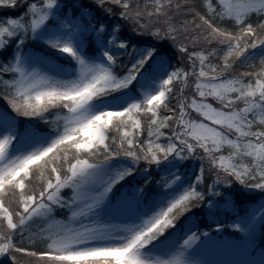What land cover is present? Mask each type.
I'll return each mask as SVG.
<instances>
[{
  "label": "trees",
  "instance_id": "trees-1",
  "mask_svg": "<svg viewBox=\"0 0 264 264\" xmlns=\"http://www.w3.org/2000/svg\"><path fill=\"white\" fill-rule=\"evenodd\" d=\"M47 3L54 7L35 29L33 12ZM6 28L0 47V264H136V250L148 254L209 233L207 246H253L252 258L264 252V224L247 236L234 225L262 196L229 190L240 182L234 173L220 182L211 171L218 159L205 161L199 148L187 150L180 133L193 110L192 73L242 77L244 88L264 85L263 9L233 14L220 0H0V30ZM186 32L190 44L177 40ZM84 66L89 70L81 79ZM226 152L240 153L233 147ZM83 164L103 165L111 205L123 197L137 203L138 217L103 220L116 225L119 243L142 238L120 261L70 256L80 247L63 240L83 227L77 221L83 200L72 188L62 191L49 215L6 229ZM230 202L231 209H215Z\"/></svg>",
  "mask_w": 264,
  "mask_h": 264
},
{
  "label": "rangeland",
  "instance_id": "rangeland-1",
  "mask_svg": "<svg viewBox=\"0 0 264 264\" xmlns=\"http://www.w3.org/2000/svg\"><path fill=\"white\" fill-rule=\"evenodd\" d=\"M220 1L233 14H244L253 9L264 10V0ZM53 7V3H47L34 10L35 29L45 24ZM175 16L173 14L168 22H173ZM164 18L166 21V15ZM8 32V28L0 30V47ZM191 38L190 32L177 36V40H181L182 44H190ZM88 70L86 66L82 68L81 79ZM195 76L194 73L190 75L193 80L190 86L194 93L189 98L193 99V110L190 111L191 114L185 115L184 129L180 132L185 137L181 139L188 144L184 147L192 152L199 148L206 157L205 161L213 160L212 156L217 158L219 166H211V171L218 175L220 182H229L226 173L233 172L240 180L237 184H229V190L235 194L262 196L249 213L234 224L245 236L256 234L264 224V85L251 89L243 87L242 77L204 79ZM84 106H81L79 111H83ZM3 133L2 142H5L7 127H4ZM248 134H253L259 139L255 142L245 140L244 136ZM193 141L196 144L192 145ZM230 147L240 153L228 154L226 150ZM7 154L8 150L3 155ZM237 155L242 157L237 158ZM102 168L103 165L83 164L75 168L71 175L60 177L51 189L40 196L20 217L16 220L11 218L6 229L13 228L18 221L49 215L59 202L62 191L72 188L78 199L83 200L77 219L83 227L80 233L67 236L68 239L62 243L80 247L72 254L75 259H122L135 250L142 238L132 237L119 243L113 237L116 225L110 222L105 224L103 220L105 217L116 215L118 220L126 221L138 217L140 212L131 197H123L114 205L110 204L109 182L107 178L100 177ZM260 170L263 171L262 176L255 177L254 173ZM231 205L230 202L215 209H231ZM212 236L213 234L209 233L204 237H191L184 245L173 243L168 249L151 251L148 254L136 250V264H264L263 251H260L256 258L250 257L253 246L238 243H224L214 247L205 245V240ZM8 260H12L10 254L6 257L7 262Z\"/></svg>",
  "mask_w": 264,
  "mask_h": 264
}]
</instances>
